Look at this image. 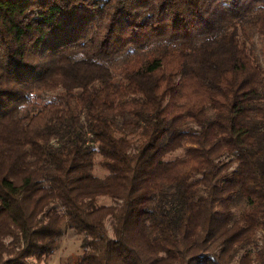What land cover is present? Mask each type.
Segmentation results:
<instances>
[{"label":"trees","instance_id":"trees-1","mask_svg":"<svg viewBox=\"0 0 264 264\" xmlns=\"http://www.w3.org/2000/svg\"><path fill=\"white\" fill-rule=\"evenodd\" d=\"M256 35L264 0H0V264H264Z\"/></svg>","mask_w":264,"mask_h":264},{"label":"rangeland","instance_id":"rangeland-1","mask_svg":"<svg viewBox=\"0 0 264 264\" xmlns=\"http://www.w3.org/2000/svg\"><path fill=\"white\" fill-rule=\"evenodd\" d=\"M253 44H254V52L256 56L258 57L259 63L262 66L263 73H264V56L262 54V50L264 47V40L260 36H255L253 38ZM141 56L139 57H131L129 59H119L113 66L112 70L114 74L116 75V81L121 80V74L127 69V68H134L136 65L139 64L141 61ZM54 96V93H46L43 95L44 100H49ZM183 154V150L179 149L173 153H170L166 159H174L175 157L181 156ZM99 156L94 157V166H93V174L96 177L103 178L106 175V172L102 169V167L99 165ZM98 204L101 205H110L112 204V201L107 198H99L97 201ZM245 208L244 203H239L234 209L233 212L235 216L239 214L243 209ZM106 228L108 230V234L111 236V228L109 221L106 223ZM251 248V247H250ZM82 254V247H81V236L77 235L75 232L71 230H67L64 236L60 239L58 249L45 260L43 264H66L68 262H72V260H76L79 258ZM236 264V262L234 263Z\"/></svg>","mask_w":264,"mask_h":264}]
</instances>
